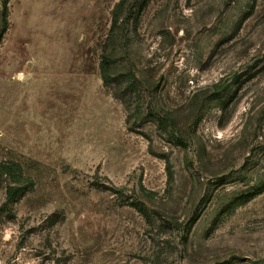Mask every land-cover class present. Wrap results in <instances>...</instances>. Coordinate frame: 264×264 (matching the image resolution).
<instances>
[{"label":"rangeland","instance_id":"rangeland-1","mask_svg":"<svg viewBox=\"0 0 264 264\" xmlns=\"http://www.w3.org/2000/svg\"><path fill=\"white\" fill-rule=\"evenodd\" d=\"M0 264H264V0H0Z\"/></svg>","mask_w":264,"mask_h":264}]
</instances>
